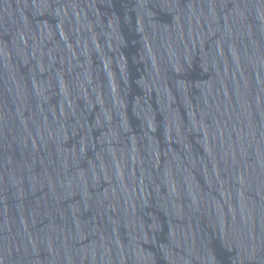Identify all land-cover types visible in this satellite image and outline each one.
<instances>
[{
    "label": "water",
    "instance_id": "obj_1",
    "mask_svg": "<svg viewBox=\"0 0 264 264\" xmlns=\"http://www.w3.org/2000/svg\"><path fill=\"white\" fill-rule=\"evenodd\" d=\"M0 264H264V0H0Z\"/></svg>",
    "mask_w": 264,
    "mask_h": 264
}]
</instances>
